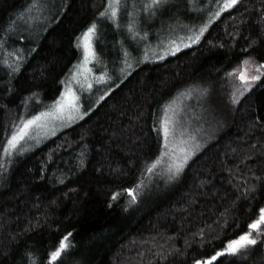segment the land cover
<instances>
[{
  "label": "trees",
  "instance_id": "trees-1",
  "mask_svg": "<svg viewBox=\"0 0 264 264\" xmlns=\"http://www.w3.org/2000/svg\"><path fill=\"white\" fill-rule=\"evenodd\" d=\"M106 2L0 0V264H204L247 233L255 244L212 264H264V223L249 228L264 209V68L252 85L237 75L264 65V0H237L197 42L139 62ZM91 25L112 78L81 118L5 152L61 96ZM170 118L187 149L168 145Z\"/></svg>",
  "mask_w": 264,
  "mask_h": 264
},
{
  "label": "rangeland",
  "instance_id": "rangeland-1",
  "mask_svg": "<svg viewBox=\"0 0 264 264\" xmlns=\"http://www.w3.org/2000/svg\"><path fill=\"white\" fill-rule=\"evenodd\" d=\"M106 1L104 17L111 21L119 32L121 44L124 45L129 58H132L130 61L134 62L153 60L197 42L195 37L200 38V30L205 31L213 19L224 11L223 3L231 2V0H119L118 4L110 6L112 0ZM94 33L96 34V26ZM94 33L90 40V49L94 55H89L81 40L82 56L77 66L65 77L61 96L36 112L38 114L35 117L39 116L41 119L24 129L23 139H19L16 145L25 143L30 147L81 118L83 100L86 98L90 102L94 100L95 94L90 93L93 85L102 86L112 78V66L109 69L95 56ZM245 61L248 63L245 64ZM244 62L237 74L238 78L240 74H244L246 80H240L244 85H252L258 79L253 81L251 77L261 76V72L257 71L259 65L252 59H246ZM239 87L244 88L241 84ZM35 117L24 120L25 123L21 125L20 130L14 131L7 139V143L13 136L20 134L23 126ZM165 128L168 129L166 136L170 147L180 151L187 149L182 142L185 135L175 132L172 118L164 122V130Z\"/></svg>",
  "mask_w": 264,
  "mask_h": 264
},
{
  "label": "snow or ice",
  "instance_id": "snow-or-ice-1",
  "mask_svg": "<svg viewBox=\"0 0 264 264\" xmlns=\"http://www.w3.org/2000/svg\"><path fill=\"white\" fill-rule=\"evenodd\" d=\"M237 2V0H231L230 3H223L222 5V9L223 10H226L228 8H231L235 3ZM119 3V0H112V5H115V4H118ZM219 14V13H218ZM112 15L114 16L115 15V12L113 11L112 12ZM95 31V25H92L87 32H85L83 34V36L81 37V40L84 42V46L86 49H88L89 51V55H94V53L91 52V49H90V40L92 38V35ZM203 31L204 29H201L200 30V34L202 35L203 34ZM190 39H192L190 37ZM195 40H199V36H196L195 37ZM178 50V49H177ZM245 64L248 63V61H245L244 62ZM260 68H264V65H259L257 67V71L259 72L260 71ZM239 79L241 80H246V77L244 74H240L239 76ZM259 79L258 76L256 75H253L251 77V80L255 81ZM44 115H47V114H44ZM41 117H35L33 120H30L28 121L24 126H23V129H21V133L18 134L17 136H13L11 138V140L8 141V147L4 150L5 152L9 153L10 154V151L14 148H16V144H17V141L19 139H23V135H24V129H27L30 125H33L36 123V121L40 120ZM168 132V129L165 128V133L167 134ZM159 163V161L157 162ZM153 167H155V165H153ZM261 223H264V209H261V212H260V215L258 217V220L252 224L249 225V228L250 229H253V230H258L259 229V226ZM251 233H247L245 235H242L240 236L237 240H234V241H231L229 242L227 245H226V252H219L217 253L215 256L211 257L208 261L204 262V264H212L213 261H215L217 259L218 256H223L225 254H234L240 247H244L246 245H249V244H255L256 243V240L255 239H250ZM67 238L65 237V240ZM65 243L64 242H61V245L59 246V248L57 249L56 252H54L51 256V259L52 261H55L57 259V257H59L61 255V252L62 250L65 248ZM197 264H200V262H197Z\"/></svg>",
  "mask_w": 264,
  "mask_h": 264
}]
</instances>
